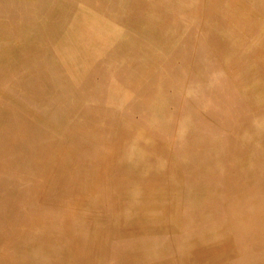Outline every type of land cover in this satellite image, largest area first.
Returning <instances> with one entry per match:
<instances>
[{
  "label": "bare ground",
  "instance_id": "bare-ground-1",
  "mask_svg": "<svg viewBox=\"0 0 264 264\" xmlns=\"http://www.w3.org/2000/svg\"><path fill=\"white\" fill-rule=\"evenodd\" d=\"M45 7L11 6L0 1V9L9 12V17L19 14L22 22H30L23 33L32 35L31 46L52 31L41 17ZM229 7L235 9L233 18H222L223 14L207 17L209 26L205 25L202 43L211 44L221 52L223 46L233 48L234 36L246 26L251 28V36L232 49L229 58L237 62V66L231 75L227 70L218 69L223 60L215 63L213 53L201 46L197 60H211L214 64L205 62L200 68L202 73L197 71L194 75L186 90L187 111L177 122L173 120L177 105L170 111V104H178V100L166 90L176 74L174 55H182L178 43L171 56L166 53V60L165 53L160 60L156 55L157 61L153 64L156 69H151L153 65L140 67L127 80L132 81L127 83L128 94L120 103L128 99V105H137L134 98L129 99L134 90L145 95L146 101L138 104L142 118L157 125L154 133L151 132L154 137H158L155 133L163 131L173 135L166 140L175 143L176 153L165 155L163 142L153 138L147 128L132 124L115 126L114 139L99 146L87 143L77 148L71 143V149L61 147L58 153L62 157L57 165L68 169L65 177H60L62 192L77 191L80 195L71 192L75 205L62 209L58 224L49 227L51 229L44 226V230H39V211H31L30 216L14 223L16 227L25 226V232L21 234L22 231L12 227V237L30 234L37 239L28 251L36 258L28 262L18 259L17 264H264V0L224 2L223 10L228 11ZM208 8L213 12L210 6ZM33 15H40V20L32 19ZM132 18L137 26L142 25L143 20L150 21L145 23L144 33L155 39L153 15L149 13L140 18L135 13ZM213 20L225 25L213 26ZM77 24L78 20L72 22L71 31L79 36ZM20 38L17 44L25 47V37ZM59 44L72 52L65 36ZM14 45L3 48L4 53H0V73L6 68V56H13ZM145 50L152 55L155 49L146 44ZM36 52L19 62L22 64L18 70L24 64L27 72L23 75L27 73L30 82V87L24 91L26 96L43 95L50 89L46 85L50 80L46 79L49 70L44 65L47 60L41 53L44 51ZM190 59L187 57L183 65H188ZM231 76L238 80L237 91ZM203 79L205 83H201ZM244 94L254 100V113L240 117L238 108L229 119L224 118V112H230L233 103H240L239 96ZM194 96L200 97L197 98L200 105L214 109V113L218 110L223 128L231 127V132L219 135L206 120L198 121L190 104ZM245 102L249 103L246 99ZM105 115L93 116V119L88 116L84 128H88V132L99 128L93 120ZM13 123L0 129V149L14 160L4 169L5 177H19L23 171L33 176L40 167L38 164L46 167L51 163L50 151L59 144L52 146L51 142L33 147L37 129L31 112L19 110ZM19 148L24 149L19 153ZM35 153L41 161L32 168L22 167L24 157L31 158ZM73 153L74 159L70 158ZM4 157L0 153V161ZM87 158H91L90 165L84 164ZM164 187L167 190L163 193ZM123 194H128L126 200L121 199ZM87 199L95 207L102 206V214L92 210L89 220L80 205ZM12 202L10 197L0 196V223L9 224L7 214L15 212ZM138 206L141 210H137ZM123 224L126 227L119 230ZM0 229L5 231L4 225H0ZM20 251L18 248L17 254Z\"/></svg>",
  "mask_w": 264,
  "mask_h": 264
},
{
  "label": "rangeland",
  "instance_id": "rangeland-1",
  "mask_svg": "<svg viewBox=\"0 0 264 264\" xmlns=\"http://www.w3.org/2000/svg\"><path fill=\"white\" fill-rule=\"evenodd\" d=\"M0 1L11 6L16 4L35 8L46 6L41 17L47 27L52 29L46 37L43 36L31 46L30 37L32 35L23 33L25 26L29 25L30 22L28 24L22 22L19 14L16 17H9V12L0 9V53H4L3 48L16 44L12 46L15 47V51L12 52L13 56L11 57L10 54L6 56V68L0 73V129L3 130L7 125L14 124L13 120L17 117L19 110L24 113L28 111L34 116L37 129L34 131L33 147L43 143L50 145L51 142L53 143L52 146L59 144L53 150L51 149V153L49 152L51 163H48L46 167L38 164L41 158H36L38 157L37 153L33 154L31 158L26 159L24 157L22 167L32 168L36 164L40 165L37 167V174L34 173L33 176L26 175L23 171L22 176L5 177L7 173L4 169L14 160L10 158L7 152L5 153L0 149V153L5 156L4 160L0 161V196L10 197L13 200L11 203L12 211H15L14 214H7V217L10 218L9 224L3 221L0 223V225H4L5 229V231L0 229V264H17L18 259L28 262L36 258L35 254L32 258L28 251L37 239L30 234L12 237V227L22 231L21 234L25 232V226L16 227L14 223L19 218L21 220L22 217L30 216L31 211H39V220L41 221L39 230H44V226L51 229L49 227L53 228L55 224H58L60 211L65 208L70 209L75 205L71 201V192L80 195L77 191H71L68 194L62 192V179L60 177H65L68 169L63 170L57 165L60 157H62L58 153V151H62L61 147L71 149V143L77 148H81L87 143L99 146L105 141L114 139L115 134L112 130L115 126L132 124L147 128L153 138L163 142L166 148L165 155L176 153L178 147L175 143L172 140L170 142L166 140L172 139L173 135L163 131L155 133L158 137H154L152 133L156 130L155 126L157 125L142 118L141 108L138 104L146 101L145 95L136 93L134 90L129 99L134 98L137 105L135 103L128 105V99H124L125 101L120 103L121 98L128 94L125 89L127 83L132 81H127L131 74L134 75V71L140 67L147 68L156 64V55L160 60L165 53L164 59L166 60V53L171 56L175 45L178 43L179 48H182L180 49L182 55L178 56L177 53L174 55L173 66L176 67V74L171 78L173 82L170 88L166 90L178 100V104L176 102L170 104V111L175 109V104L177 105L178 110L173 116V120L177 122L182 113L187 111L186 90L194 80V75L197 71L202 73L200 68L204 67L205 62L214 64L211 60H197L201 46H205L210 53H213L215 63H220L219 60H223L220 63L222 66H219L218 69L227 70L231 75L237 66V62L231 61L229 55L233 48H238L251 36L249 35L251 28L246 26L243 31L234 36L233 48L223 46L220 52L211 44L202 43V38L205 33V25L209 26L206 22L210 20H207L208 16L215 17L218 14H223L221 15L222 18L234 17L236 14L234 7H229L228 11L223 10L224 2L227 3L229 0ZM209 6L213 12L208 11ZM135 13H138L140 18L149 13L156 18L154 21L156 26L152 28L154 29V40L152 35L145 36L144 33L146 24H149L150 21L144 22L143 20V24L137 26L136 21L132 18ZM31 18L39 21L40 15L39 17L33 15ZM75 20H78L76 27L80 32L79 36L71 31L72 22ZM98 20L104 25V28L99 26ZM222 24L224 23L213 20V26H221ZM147 28L150 29L151 27L148 25ZM256 33L259 34L258 31ZM227 34L225 38H227ZM63 36L67 38L68 46L72 48V52L66 51L67 48L62 49L59 44V40ZM20 37H25L23 39L25 47L17 44L21 39ZM146 44L155 49L152 55H149L145 50ZM162 49L164 52L161 51ZM36 50H38V54H40V50H43L44 52L41 53L47 59L44 65L49 70L46 79L50 81L46 85H49L50 89L46 86L49 91L43 94L44 96L38 94L26 96L24 91L30 87V82L27 73L23 75L24 72H27L24 64L18 70L22 64L19 62L32 54H36ZM5 53L7 52L5 51ZM187 57H191L190 62L188 65H183V61ZM67 64L72 68L68 67ZM152 68L156 69V66L153 65ZM164 77L167 75L165 74ZM230 79L234 84V90L237 91L239 89L238 80L233 79L232 76ZM15 80L20 82L17 84ZM201 83H205L204 79ZM177 84L178 88H176ZM197 98L200 99L198 96L191 97L192 103L190 104L192 113L198 116V121L206 120L211 126L213 125V131L219 135L230 133L231 127L223 128V118L218 116V110H215L216 113H214V109L200 105ZM239 99L240 103H233L230 112H224V118L229 119L230 115L238 108H240V117L254 113V100H250L245 94L242 97L239 96ZM245 99L249 102L248 104H246ZM6 109L7 111H5ZM104 114H106L104 117L93 120L99 128L90 132H88V128H84L87 126L85 121L88 116L93 119V116ZM60 141L62 144L59 143ZM22 149L24 148H19V153ZM47 156L43 159V165H45ZM75 156L73 153L70 158ZM90 159L87 158L84 164L90 165L92 162ZM51 165L53 169H50ZM43 173L46 175L43 176ZM166 190L167 187H164L163 193ZM121 196L122 200L128 198V194ZM69 200L70 202H68ZM80 205H82V212L86 214L89 220L93 216L90 215L93 214L92 210L102 214L103 207H95L93 202L88 199L82 201ZM136 208L141 210L139 206ZM168 224H171L170 221ZM125 227L123 224L118 229L121 230ZM12 246L18 247L21 250L20 253L17 254L18 248Z\"/></svg>",
  "mask_w": 264,
  "mask_h": 264
}]
</instances>
